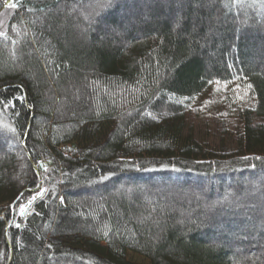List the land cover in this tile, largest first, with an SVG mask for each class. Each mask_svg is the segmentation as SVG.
Instances as JSON below:
<instances>
[{"label":"trees","instance_id":"1","mask_svg":"<svg viewBox=\"0 0 264 264\" xmlns=\"http://www.w3.org/2000/svg\"><path fill=\"white\" fill-rule=\"evenodd\" d=\"M86 1L9 3L0 33V264H237L235 248L256 253L248 238L264 239L256 220L233 227L225 216L212 227L204 218L216 215L201 210L232 202L264 173V37H250L264 33V0H171L165 10L150 2L135 26L125 3L103 0L111 16L91 17L89 29L79 19L76 30L59 8ZM103 24L123 36L106 37ZM233 81H246L256 102L241 112L235 146L210 149L187 132L191 102ZM129 176L149 189L116 184ZM151 181L183 192L194 185L202 218L180 222ZM110 183L114 192L95 193L101 204L87 196ZM246 209L241 216L252 218Z\"/></svg>","mask_w":264,"mask_h":264},{"label":"rangeland","instance_id":"2","mask_svg":"<svg viewBox=\"0 0 264 264\" xmlns=\"http://www.w3.org/2000/svg\"><path fill=\"white\" fill-rule=\"evenodd\" d=\"M100 1H103V0H88L86 2L73 3V4H70L71 5L70 8L66 10H64L65 8L60 7L58 12L66 13L69 17L68 19L72 20L73 22L77 20L76 22L78 25L74 23L76 30H81V25L79 24V21H78L79 19L86 25V28L89 29L91 28L90 24L92 23V19L90 20L91 17L95 18V20L100 22L102 21L103 16L110 17L112 14V13L107 12L106 6L103 5V3L105 2L101 3ZM121 1L119 3H125L124 5L128 7V10L124 9L125 11H123V13L127 12L128 14L130 12L129 14L131 16L133 15V17L130 18V20L131 19L132 20L131 21L129 20V26L130 25L135 26L137 24L136 21L138 20L141 21L143 18L146 19L144 15L146 14L147 9L151 5L150 2L163 3L164 7L162 8H164V10L166 8H169L172 4H174L172 3L171 0H166V2H164V0H139L140 2L136 4L137 5L135 7L136 9H133L132 5L128 3L126 0L125 1L121 0ZM95 6H100V7L102 6V7L101 9L100 7L93 9V7ZM10 7H13V6L5 5L3 10L0 12V33L4 31L7 25V22L12 14ZM201 8L202 10L204 9L203 7ZM223 8H224V5H223ZM180 12L178 11V9L174 8V11L172 12V17L175 18V20L178 19L179 15H181ZM220 12H216V14L217 13L219 14ZM116 14L115 15L117 19L119 20V22H123V20H121L122 12L116 13ZM213 19H215V17ZM213 19H211V21ZM86 20H90L91 23H88V21ZM102 27L107 34L106 37L123 36V31L121 30L118 31L117 29L114 30V28H112L110 24H107V25L103 24ZM250 33H251L250 37H255V36L264 37L263 31H259V32L256 31V32H250ZM261 63H264V60ZM250 90L251 88L246 81H233L231 83L211 84L207 88V90H205L204 93H202L198 98L194 99L191 102L192 108H194L196 111H193L188 116V123H187L188 131L187 132L193 133L195 137L199 139V141L203 145L209 146L210 149H215L219 146H222L221 142L226 143L227 141H229L230 146H235L236 141L233 142L231 138L235 136L234 134L236 133V131L242 126L243 118L241 116V112L248 107H252L253 104L256 102L255 97L253 96ZM3 155L4 154L0 153V158ZM250 178L252 180V183L247 184L243 189H236V192L234 191L235 193H234V196L232 197L233 198L232 202L230 201V195H229L228 198L227 196L224 197L221 200V202L207 203V205L208 204L210 205L203 206V209L201 211L203 212L205 211V213L208 212L212 216L216 215L215 220H211V216L204 218V221L206 224L214 227L215 225L221 224L220 223L221 218L225 216H227V218H230V216H233L232 218L235 221H232L231 219L229 222H227V224L233 227H238L240 225V224L238 225V223H249L250 221L254 219L256 220L255 223H257V226H259V228L263 226V229H260L259 233H261L262 231V233L264 234V219L262 217L264 216V212L261 210L259 212L257 211L258 209H255V206H252L254 204L259 205V206L261 205L264 206V186H262L263 184L262 185L259 184V181H261V178L264 179V173L251 175ZM124 183L129 184V185H138L139 188L144 189L143 191H145L146 189L148 190L150 186L149 185L147 187L141 184L139 176L138 177L137 176L125 177V179H122L116 182V184L118 185L119 184L124 185ZM116 184L110 183V185L108 184L101 189H94L93 191H91V193H88L89 195L87 196L91 197L90 200H92L93 203L101 204V202L103 201L101 197L98 195H104L103 194L104 189L114 192L115 189L117 188ZM149 184H152L151 187L154 186L151 188L152 195H156V194L165 195V198L163 199H165L168 205L172 201L176 203L175 210L177 211V214L179 215L180 222L187 221V223H192L194 222V217L202 218V215H200V213L197 212L200 210V208L196 209L195 205H196V202L198 201L197 200L198 198H201V199L204 198L203 196H197L198 194L203 193V192L193 190L192 188L195 187L194 185L190 184L193 187L189 189L190 188L189 186L187 187V190L183 192V190H180L179 188L175 187V185H173L170 182L164 183V186L160 185V183L156 181H151L149 182ZM95 193H98V195H96ZM91 195L92 196L96 195V196L92 197ZM148 195L149 194H147V196ZM80 196L82 197V199H84L86 195L84 196L83 194ZM148 199H151V198H148ZM150 201L154 203L158 202L154 199H151ZM203 201L205 200L203 199ZM223 201H225V203ZM233 203L235 205H232ZM190 204L193 205V208L191 207L193 210H191L190 208L184 207V206H190ZM165 206H167V204L166 205L164 204V207ZM182 207L186 209L184 210V208ZM245 207L253 208V211L250 212V213H253L252 218L247 219L246 217L241 216L243 215L242 211L244 210L247 211ZM240 212L242 214H239ZM234 234L235 236L238 235L237 233H234ZM237 238L240 239V237H237ZM248 238H250L252 243L255 244L257 247L258 246L261 247V249L258 247L257 249L258 252L256 251V253L253 254L250 252H242L241 250L242 248L237 247L235 248L237 249L236 253L238 254L240 253L239 255L241 256L243 262L247 260L250 264H264V239H261L260 236L256 234L251 235ZM253 244L252 246H255ZM249 253L251 254V256ZM128 255H129V258L134 262L146 263L145 258H143L139 254L129 253ZM242 261L241 262L236 261V263L241 264Z\"/></svg>","mask_w":264,"mask_h":264}]
</instances>
